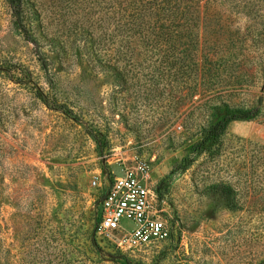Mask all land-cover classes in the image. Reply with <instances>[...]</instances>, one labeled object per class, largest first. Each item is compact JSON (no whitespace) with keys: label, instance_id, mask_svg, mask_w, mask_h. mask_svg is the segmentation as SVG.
Instances as JSON below:
<instances>
[{"label":"rangeland","instance_id":"1","mask_svg":"<svg viewBox=\"0 0 264 264\" xmlns=\"http://www.w3.org/2000/svg\"><path fill=\"white\" fill-rule=\"evenodd\" d=\"M150 1L25 0L18 18L0 0V264H264V118L194 148L213 104L264 95V0L172 3L201 1L199 18L165 0L153 17ZM136 154L173 234L111 257L100 200ZM217 184L233 188L232 209Z\"/></svg>","mask_w":264,"mask_h":264},{"label":"built area","instance_id":"2","mask_svg":"<svg viewBox=\"0 0 264 264\" xmlns=\"http://www.w3.org/2000/svg\"><path fill=\"white\" fill-rule=\"evenodd\" d=\"M133 164L116 175L101 199V212L96 234L112 243L122 255L136 256L150 246L172 237L173 228L164 216L165 198L152 177V163L134 155ZM100 184V176L92 180ZM132 220L135 226L126 230L121 219Z\"/></svg>","mask_w":264,"mask_h":264},{"label":"trees","instance_id":"3","mask_svg":"<svg viewBox=\"0 0 264 264\" xmlns=\"http://www.w3.org/2000/svg\"><path fill=\"white\" fill-rule=\"evenodd\" d=\"M7 1L9 2L15 15L18 18H21L23 14L25 0ZM173 2L174 0H165V5L167 6L165 7L166 10H173V12H175L177 15H186L190 12L193 16L198 18L200 17L201 1H197V3L191 6L190 8H183L179 6L174 8L171 6ZM145 6H152V16H157L156 9H158L157 7H160V4L158 2H154L153 0H151L150 2H147ZM175 43V46H179V43L181 42L178 41ZM177 54H182V52L179 51V47H174L172 49V55H169L166 58L167 61L171 63V65H178L181 59L187 57L185 55L184 57H181L179 55L177 56ZM184 63L185 60H183L180 65L184 66ZM108 68L111 69L116 78H124V73L122 71L118 70L117 68H114L113 66H108ZM39 95L43 99V101L48 104V99L46 95L43 93ZM260 118H264V95H260L258 97L257 103L249 107L231 106L225 101L213 104L211 106V114L208 119V123L200 130L199 138L194 144L196 155H201L203 153H211L219 145L221 137L226 133L229 125L232 122L253 121ZM189 165L190 163H187L185 165V168H187ZM161 187L162 185L158 186L159 192H161ZM211 187L215 191V193H218L222 197L223 202L227 205L228 208L232 209L234 207L235 195L233 188L223 184L212 185ZM115 254L127 258L119 252H115L113 254L110 253L109 256L114 257Z\"/></svg>","mask_w":264,"mask_h":264}]
</instances>
